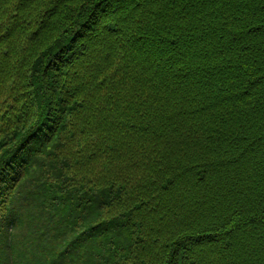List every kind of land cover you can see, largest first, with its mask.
<instances>
[{
  "label": "trees",
  "instance_id": "1",
  "mask_svg": "<svg viewBox=\"0 0 264 264\" xmlns=\"http://www.w3.org/2000/svg\"><path fill=\"white\" fill-rule=\"evenodd\" d=\"M141 121L153 139L139 138ZM83 128L113 181L102 172L51 197L63 169L36 170L68 210L55 221L77 234L32 230L36 192L21 186L49 155L66 157L57 147L78 136L84 149ZM128 128L143 142L134 151L117 144ZM138 170L148 178L126 192ZM113 186L123 204L94 217ZM139 216L159 231L145 234ZM1 226L0 264H75L85 244L94 264H197L206 249L218 250L210 264H264V0H2Z\"/></svg>",
  "mask_w": 264,
  "mask_h": 264
},
{
  "label": "rangeland",
  "instance_id": "2",
  "mask_svg": "<svg viewBox=\"0 0 264 264\" xmlns=\"http://www.w3.org/2000/svg\"><path fill=\"white\" fill-rule=\"evenodd\" d=\"M0 6L2 7V0H0ZM56 24H58V23H55L52 26H55ZM1 25L3 26V24H1ZM49 32H51V30ZM60 32H61L60 28H56L50 37L45 38V42L51 41L56 36H58ZM21 45H22V41H19L18 46H21ZM107 45H108V47H110L111 44L107 43ZM18 49L21 51V49L19 47H18ZM112 49H113V51H116L114 45H113ZM21 52H23V51H21ZM36 54L37 53H32V56H35ZM27 55H30V54H27ZM145 55H152V54L146 53ZM133 60H134V57H133ZM141 60H144V58H142ZM85 65H86V63H85ZM85 68H87V67L84 66V68H82L83 71ZM83 71H82V73H83ZM82 73H81V75H82ZM145 73H146L147 77H150V76L154 77V74L152 72H149V73L145 72ZM79 78H80V76H79ZM154 78L157 79V77H154ZM78 79H76V83L80 82V81H78ZM117 118L118 117H115V119H117ZM139 124H140V131H142V129L147 131V129L144 127V123L142 121L139 122ZM128 131H129V128L125 131L124 135H120L121 139L117 144H118V147L120 150L121 149L123 150L125 145L130 144L131 150L134 151L135 149L139 148V146L143 142L137 141L138 140L137 137H135V139H134V136H130ZM145 134H147L148 136L147 137H139V138L143 139V140H148V141H149V139L154 138V137H150V133L148 131ZM80 137L85 139L84 149L81 148L80 145H79V147H77L75 144L72 145V143L75 141L80 142V139L78 138V136H76V138L74 140L68 141L65 144L57 147L54 153L57 152L59 156L61 154H65L66 157H61V158H58L55 160H51V155H49L45 159V161H44L45 163L44 162L38 163L37 165L32 167L34 169L31 170V172H30L29 181H25L23 183V185L21 186V191L25 194L29 190H32V189L36 192V194H32V196L29 195V198L31 200L33 199L31 201L33 203L30 204V206L28 208V210L30 212L26 213V219L28 220V222L31 223L30 226H31L32 230H33L34 226H41L44 223L46 225H48L49 223L54 222V227H52V231H51L52 234L62 233L66 237H68V240H70L71 238L75 239L77 233H76V231L72 230L69 227L68 221H64V225L55 221V220H58L59 218H62L64 215L63 212L67 213L68 210L67 209L61 210L60 209L61 205L54 204L56 202H53V201H48V200H51V198L47 199L46 194H50V196L52 197L53 194L59 193L60 190H64L65 192L69 191V190H74V189H76V185L73 184L75 182H77L81 185H91L94 182H98V177L100 176V174L102 172L109 173L111 175V178L113 181L115 170L112 169L110 171H107L105 169V165L108 164L111 167H114V166H113V164H111L110 160H107L105 157H102V156L96 154L97 153L96 148L98 147V140H97L94 132H92L88 128H83V130L80 134ZM71 145H72V147H75L76 150L68 152V150H71ZM79 149H81L80 153H78ZM150 151H151V149H150ZM190 153H193V152L190 151ZM183 154H184V156L188 155L185 153H183ZM122 155H124V154H122ZM52 164L55 165L56 167H60L61 169H63V170H61V174L64 175L65 177H67L68 182L67 181L62 182L61 184L64 186V188L59 187L58 189L53 190V191L50 190L51 186H48V185L45 187L43 186L44 190L46 192V194H45L43 192V190L36 185V184H38L39 180L33 179L32 177L37 176L36 170L42 171L44 168L49 167ZM134 174H136V175L134 176L133 179H135V177H136V179H138V183H134L133 180H132V182H129L128 183L129 188L127 189L126 192L132 190L134 187H137V186L141 187V185L144 184L143 181H145L148 178V175L140 172V170H138V173H134ZM45 176H47V174ZM90 178H92V180H90ZM103 185L104 186L107 185L106 182ZM108 186H110V185H108ZM117 186H113L112 190L110 191V194L112 196V200H111V196H108V197H105V200L101 204H97L98 205L97 207L98 208L100 207V209H99V211H98V209L96 210V214L94 217H96L98 212H99V216L101 215V213L105 212L103 218H107L111 215V213L119 210V207L123 204V200L119 201L123 197V192L118 191ZM139 190H142V189L140 188ZM145 192H146V190L142 194L146 195ZM103 193L105 194V191H103ZM92 194L95 198H98V196L95 195L94 190L92 191ZM110 200H111L110 204H105L106 202H108ZM33 204L36 206V208H35L36 210L33 208ZM92 210L93 209L91 208V203H89V204H87L86 212L82 211L77 216L79 218L82 216L81 219L84 220L86 215H88V213H91ZM49 218H52V220H54V221L49 220ZM139 219L141 220V226L143 227L141 229L144 231L145 234H150V237H151V234H156L159 231V230H156L157 228L160 227L159 225L153 226L156 229H147V223H152L151 219H146L142 216H139ZM155 222L156 221H153V223H155ZM95 223H97V220L95 221ZM82 227L83 226L80 225L79 230ZM0 228H2V226ZM27 230H28V228H27ZM221 236L226 237V235H221ZM251 239H254V236L251 237ZM99 241H100V238L98 236V243H99ZM79 244H84V243L80 242ZM73 248H75V249H73L74 251H72V257L74 258L75 261H77L75 264L80 263V261L82 259H84L87 255L90 256V261L94 264L95 261L92 258L95 255V251L92 250L93 247L90 248L87 246V244H85L84 246H81L78 248L75 246ZM155 248H151L147 251H154ZM217 251H218L217 249H211V250L206 249V252H205V258L206 259H204V262L197 263V264H210V261L212 259L213 254H216ZM68 254H71V252L69 251Z\"/></svg>",
  "mask_w": 264,
  "mask_h": 264
}]
</instances>
